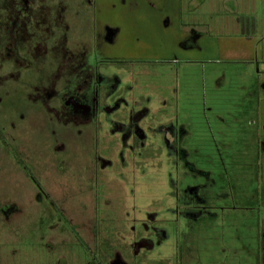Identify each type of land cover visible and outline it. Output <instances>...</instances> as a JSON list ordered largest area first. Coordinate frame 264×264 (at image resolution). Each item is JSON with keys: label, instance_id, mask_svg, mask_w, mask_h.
<instances>
[{"label": "rangeland", "instance_id": "rangeland-1", "mask_svg": "<svg viewBox=\"0 0 264 264\" xmlns=\"http://www.w3.org/2000/svg\"><path fill=\"white\" fill-rule=\"evenodd\" d=\"M97 3L96 21L117 33L107 69L149 101L144 124L171 122L188 164L186 173L174 165L176 191L189 185L208 206L190 198L186 210L169 208V177L160 173L127 194L131 186L114 178L126 171L117 137L88 142L18 95L0 111V264H103L114 244L129 250L128 226L140 216L131 206L162 211L159 251L174 264H264V0ZM100 155L116 161L109 171L95 163ZM133 246L125 257L135 263Z\"/></svg>", "mask_w": 264, "mask_h": 264}, {"label": "flooded vegetation", "instance_id": "flooded-vegetation-1", "mask_svg": "<svg viewBox=\"0 0 264 264\" xmlns=\"http://www.w3.org/2000/svg\"><path fill=\"white\" fill-rule=\"evenodd\" d=\"M99 10L97 0H0V111H8L10 102H20L18 95L21 98L25 95L24 99L29 103L30 100L38 101L51 112L56 125L75 129L77 136L83 135L88 142L95 134L104 138L117 137V163L123 165L128 175L121 171L114 178L131 186L127 194L135 195L139 178L160 173L169 177V191H166L169 208L174 205L176 210L178 207L186 210L190 198L200 206H208L200 191L190 190L189 185L183 186L178 193L176 191L171 174L174 165L180 162L186 173L188 164L175 147L171 122L155 118L144 124L143 121L152 114L149 101L143 103L132 95L130 82L120 79L121 71L107 69L104 53L115 42L117 33L105 23L96 21ZM120 110L125 117L119 115ZM1 122L0 117V127ZM86 124L91 126L85 127ZM56 125L49 128L54 131ZM55 133L52 135L56 141ZM95 160L98 166V160L101 161L104 171H109L116 162L105 155L97 156ZM189 190L191 196L186 193ZM131 208L142 220L134 218L129 223V231L133 234L128 242L124 241L129 250L123 251V246L118 250L121 243L114 244L106 252L103 264L177 262L174 255L159 251L167 239L163 227L156 225L162 211L151 213L143 212L137 206ZM130 211L129 208L125 210ZM133 245L139 246L134 254L135 263L125 257ZM183 249L186 247L179 250L180 259L184 256ZM116 252L121 255L119 258L114 255Z\"/></svg>", "mask_w": 264, "mask_h": 264}]
</instances>
